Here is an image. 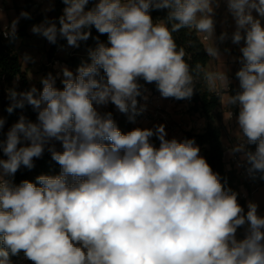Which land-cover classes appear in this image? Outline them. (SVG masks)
<instances>
[{"label": "clouds", "instance_id": "1", "mask_svg": "<svg viewBox=\"0 0 264 264\" xmlns=\"http://www.w3.org/2000/svg\"><path fill=\"white\" fill-rule=\"evenodd\" d=\"M62 2L59 28L45 19L33 33L79 47L94 26L110 46L89 49L91 63L75 76L64 68L62 90L51 74L42 78L39 94L34 86L9 90V114L28 104L38 115L37 122L21 115L0 141L7 157L0 159V264H13L11 257L20 254L31 264H264V217L252 202L243 214L237 194L225 190L194 140H169L162 124L122 133L111 112L94 107L111 102L132 119L139 79L176 99L191 98L202 81L226 106L238 107L239 129L256 149L240 144L233 151L243 152L249 174L264 172V0H227L236 26L232 43L243 42L235 95L227 94L229 80L220 66L190 68L185 47L173 36L183 28L202 34L211 40L206 52L218 60L212 0H98L89 10V0ZM150 9H167L166 19L154 23ZM20 18L30 14L21 11L7 26L10 40ZM4 124L0 118V129ZM22 138L30 144L18 148ZM46 146L61 166L59 175L19 185L6 179L21 165L32 169ZM246 222L248 232L237 240Z\"/></svg>", "mask_w": 264, "mask_h": 264}, {"label": "crops", "instance_id": "2", "mask_svg": "<svg viewBox=\"0 0 264 264\" xmlns=\"http://www.w3.org/2000/svg\"><path fill=\"white\" fill-rule=\"evenodd\" d=\"M55 6L56 0H33V5L29 10L30 18H20L17 25L16 34L20 31L24 22H30V26L27 29V36L22 40L17 39L13 48L18 54L23 47H26V50L30 52V60L25 67L22 66V72L27 75L30 89L34 86L37 89V94L43 90V84L41 83L42 78H46L51 74L55 79V87L63 89L64 85L62 81L65 79L63 76V69L67 68L75 76L77 75V69L82 65V62L90 60L88 50L83 49L77 51L78 47L69 46L67 41L56 51L55 54L49 57L48 53L52 43L42 35L33 33L32 27L41 24L45 19L54 20L56 22L57 13L54 11ZM212 7L214 9L212 14L214 20V33L212 40L215 47L219 50V59H212L208 55L209 60L206 66L208 65L210 68L220 66L222 68L229 80L226 92L228 95H231L230 88L232 86L235 88L239 87V80L236 77V72L242 66L239 62V58L242 57V53L239 49L243 45V42H241L240 45L232 43L231 36L235 31L236 26L234 18L228 9L227 0H212ZM21 11L27 12L26 0H0V28L2 34L7 30V26L20 16ZM253 14L256 15L255 12ZM262 24H264V20H262ZM222 33H227L228 37L223 41L219 39ZM197 37L204 46V49L205 46L211 44L210 39L207 41L203 40L202 34H197ZM81 42H79V45ZM73 58L78 59V61H74L76 62L74 64L70 63V60ZM17 83L18 80H15L13 84L14 88L17 86ZM138 83L141 84V80H138ZM143 87H150V85L146 84ZM202 87L205 91L209 92L203 82ZM7 89L8 87L4 79L0 78V95L1 91L4 90V100L11 101L9 98V90ZM159 105L162 109L159 119L152 120L146 117H138V120L133 123L132 126L135 129H154L155 126L162 124L165 126L167 139L171 140L172 138H175L178 142L191 139L195 141V145L198 146L199 149L200 146L197 144V136L204 134L209 125L213 128H220L221 142L224 150L223 162L225 172L234 177L239 183L240 194L243 193L247 187L255 189L253 195H250L248 199L243 200L245 203L243 214L246 215L248 204L249 202H252L257 205V215L264 217V186H258L251 180V174L247 171L250 165L243 158V152L233 151V149L240 144L245 145V149L247 150L248 144L247 138L243 135L237 123V116L239 114L238 107L226 106L220 98V118L216 119L213 116L211 119H208L201 112H195L192 110L194 104L190 100H178L173 97L164 98L160 94ZM94 107H96L97 111L101 114L111 112L112 118L117 127L122 133L125 132V129L117 124V118L121 116L122 113L114 104L109 102L106 105H97L94 102ZM228 112H231V117L227 115ZM0 118L4 119L1 98ZM150 141L156 147H159L160 142L155 136L151 137ZM51 143L55 145L57 151H63L60 142L52 141ZM29 144V141L22 138L18 147L28 146ZM45 150L48 151V146L45 147ZM49 154L51 155L50 152ZM3 155L4 153L1 150L0 159H4ZM199 155L201 156V149ZM6 179L10 178L6 177ZM248 227L249 225L247 222L245 225L238 227L236 232L237 240L245 238L248 232ZM26 264H31V261H27Z\"/></svg>", "mask_w": 264, "mask_h": 264}, {"label": "trees", "instance_id": "3", "mask_svg": "<svg viewBox=\"0 0 264 264\" xmlns=\"http://www.w3.org/2000/svg\"><path fill=\"white\" fill-rule=\"evenodd\" d=\"M97 1L98 0H89V4L86 6V9L89 10L94 7ZM32 5L33 0H26V8L28 13ZM64 8L65 5L62 0H56L54 11L57 13L56 24L58 28L60 26L59 17L63 15ZM167 12V9H150V15L154 23H156L157 21L165 20L167 17ZM26 26L27 22L24 23L20 31L16 34V39L8 41L4 40L2 30L0 28V78L4 79L6 85L9 86L11 90H15L17 93L30 90L27 75L22 72V60L13 48L14 43L19 37L26 36ZM89 31L91 32L89 39L87 41H82L77 51L83 49L88 51L89 49H95L98 43H104L108 45L107 34H100L94 26H92ZM173 36L178 47H185L187 53V55L185 56V60L190 65V68L194 69L195 65L198 63L206 66L209 60V56L199 38L197 37V33H195L194 31H190L187 28H183L178 32L173 33ZM66 41L67 40L65 38L58 36L56 43H52V46L48 53L49 57L55 54L56 51L66 43ZM189 41L193 42L191 46H189L188 44ZM76 60L78 61V59L73 58L70 60V63L74 64L76 63L74 62ZM88 63H91V60L82 62V64ZM101 74L103 75L102 70ZM15 80H18V83L14 88L13 84ZM139 80H141V88L144 85L149 84L150 88L154 92H159L155 82L147 83L143 79ZM240 90V87L235 88L234 86H232L230 88V94L235 95ZM0 98L2 100V109L4 112L5 120L3 128L0 129V141L6 140L8 130L14 123L19 120L21 115H23L29 121L37 122L38 113L33 109L31 105L25 104L23 108H15L13 112L9 114L7 108L12 103V101L4 100L2 95H0ZM178 100H190L194 104L192 110L195 112H201L208 119H211L213 116L216 119H219L221 116L220 97L214 93L205 91L202 87L201 81L196 82L194 87V94L191 98ZM137 120L138 117L134 116V118L130 119V116L128 114L123 113L120 116L118 125L129 132V130L131 129V125ZM105 143L109 142L106 141ZM197 144L200 146L201 156L206 159L213 172L218 174L220 182L223 184L225 190L235 192L237 194L238 203L243 209H245V203L240 199L239 183L234 177L228 175L224 170V150L221 142V129L213 128L209 125L204 134L197 136ZM255 149V144H247V151L254 152ZM3 157L4 159H7L5 155H3ZM33 164L34 167L32 169H28L27 167L21 165V167L15 173L14 177L9 178L14 184L19 185L24 180L36 183V178L40 175L56 176L61 172V166L52 159L47 150L44 151L43 155L40 158H34ZM251 180L258 186H264V172L257 171L254 174H251ZM11 259L13 261V264H17L18 261L24 259V257L23 254H20L19 256L11 257Z\"/></svg>", "mask_w": 264, "mask_h": 264}, {"label": "built area", "instance_id": "4", "mask_svg": "<svg viewBox=\"0 0 264 264\" xmlns=\"http://www.w3.org/2000/svg\"><path fill=\"white\" fill-rule=\"evenodd\" d=\"M3 38L4 40H8L9 38H7L4 34H3ZM204 41H207L204 39ZM141 95L137 97V110L138 113L135 114V117H146L152 120H156L159 119V115L162 112V109L159 105V100H160V92H154L150 87H143L141 90ZM129 116H132L133 114L131 112L126 113ZM120 119V116L117 118V120ZM132 128H134L132 126ZM135 129V128H134ZM133 130V129H131ZM255 192V189H253L252 187H247V189L240 194V199L241 200H246L248 199V197L250 195H253V193ZM27 259H21L18 261L17 264H26L27 263Z\"/></svg>", "mask_w": 264, "mask_h": 264}, {"label": "rangeland", "instance_id": "5", "mask_svg": "<svg viewBox=\"0 0 264 264\" xmlns=\"http://www.w3.org/2000/svg\"><path fill=\"white\" fill-rule=\"evenodd\" d=\"M27 22V26H26V36H27V29H28V27L30 26V22L29 21H26ZM25 23V22H24ZM24 25V24H23ZM22 25V26H23ZM26 36H24V37H26ZM24 37H19L18 38V40H22ZM21 47V46H20ZM19 47V48H20ZM18 54V53H17ZM19 56H20V58H21V60H22V66L23 67H25V65H27L28 64V61L30 60V52H28L27 50H26V47H23L22 49H21V51L19 52V54H18ZM28 56V57H27ZM27 57V59H25ZM8 87V89L7 90H11V88L9 87V86H7ZM3 94H4V90H2L1 91V95L3 96ZM123 114V113H122ZM118 121L119 120H117V124H118ZM135 123V122H134ZM131 129H134V128H132V125H131ZM131 129L129 130V131H131ZM125 132L124 133H127L128 131H126V130H124Z\"/></svg>", "mask_w": 264, "mask_h": 264}]
</instances>
